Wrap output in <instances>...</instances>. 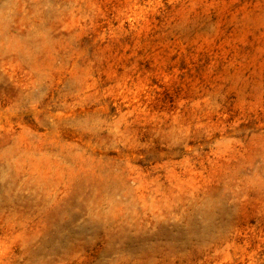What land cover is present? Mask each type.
Instances as JSON below:
<instances>
[{
    "label": "rangeland",
    "instance_id": "1",
    "mask_svg": "<svg viewBox=\"0 0 264 264\" xmlns=\"http://www.w3.org/2000/svg\"><path fill=\"white\" fill-rule=\"evenodd\" d=\"M0 264H264V0H0Z\"/></svg>",
    "mask_w": 264,
    "mask_h": 264
}]
</instances>
